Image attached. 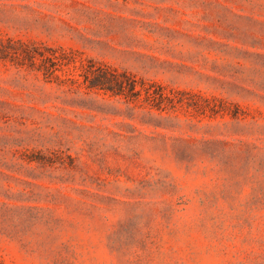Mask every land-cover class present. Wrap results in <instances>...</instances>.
Segmentation results:
<instances>
[{
  "label": "rangeland",
  "instance_id": "374dc122",
  "mask_svg": "<svg viewBox=\"0 0 264 264\" xmlns=\"http://www.w3.org/2000/svg\"><path fill=\"white\" fill-rule=\"evenodd\" d=\"M0 37L176 96L0 60V264H264V0H0Z\"/></svg>",
  "mask_w": 264,
  "mask_h": 264
},
{
  "label": "trees",
  "instance_id": "16d2710c",
  "mask_svg": "<svg viewBox=\"0 0 264 264\" xmlns=\"http://www.w3.org/2000/svg\"><path fill=\"white\" fill-rule=\"evenodd\" d=\"M19 59L22 63L28 59L32 65L44 72L46 77H59L58 71L71 75L70 66L78 69L77 75L83 78V83L89 89L102 90L106 93L124 95L126 97H143L152 107L164 109L168 104H175L176 96L173 90L156 82L138 80L128 71H119L92 59L88 62L78 60L73 54H66L63 48L38 46L33 50L21 49L12 40L0 37V60ZM76 73H74L75 75Z\"/></svg>",
  "mask_w": 264,
  "mask_h": 264
}]
</instances>
